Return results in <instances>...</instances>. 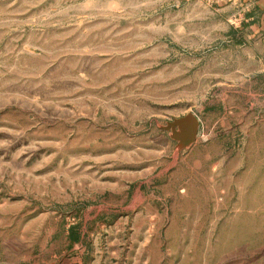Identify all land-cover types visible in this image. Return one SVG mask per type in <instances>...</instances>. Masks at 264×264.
<instances>
[{
  "label": "rangeland",
  "instance_id": "obj_1",
  "mask_svg": "<svg viewBox=\"0 0 264 264\" xmlns=\"http://www.w3.org/2000/svg\"><path fill=\"white\" fill-rule=\"evenodd\" d=\"M215 11L0 0V264H264V64Z\"/></svg>",
  "mask_w": 264,
  "mask_h": 264
},
{
  "label": "crops",
  "instance_id": "obj_2",
  "mask_svg": "<svg viewBox=\"0 0 264 264\" xmlns=\"http://www.w3.org/2000/svg\"><path fill=\"white\" fill-rule=\"evenodd\" d=\"M210 1L216 9L215 12H226L238 19L232 23L234 27L229 28L230 37L227 42L240 49L249 50L252 60L256 59L264 64V0ZM261 72L264 77V68Z\"/></svg>",
  "mask_w": 264,
  "mask_h": 264
},
{
  "label": "water",
  "instance_id": "obj_3",
  "mask_svg": "<svg viewBox=\"0 0 264 264\" xmlns=\"http://www.w3.org/2000/svg\"><path fill=\"white\" fill-rule=\"evenodd\" d=\"M164 130L171 133V139L175 141L179 147L187 148L192 146L198 136L199 121L192 114L174 120L168 123Z\"/></svg>",
  "mask_w": 264,
  "mask_h": 264
}]
</instances>
